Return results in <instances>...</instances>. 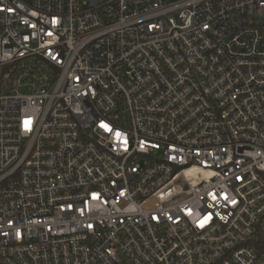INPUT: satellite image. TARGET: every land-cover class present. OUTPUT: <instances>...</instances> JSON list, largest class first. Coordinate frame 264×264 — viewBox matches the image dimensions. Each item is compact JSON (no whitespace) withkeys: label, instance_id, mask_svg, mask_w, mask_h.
Wrapping results in <instances>:
<instances>
[{"label":"built area","instance_id":"obj_1","mask_svg":"<svg viewBox=\"0 0 264 264\" xmlns=\"http://www.w3.org/2000/svg\"><path fill=\"white\" fill-rule=\"evenodd\" d=\"M263 232L264 0H0V264H264Z\"/></svg>","mask_w":264,"mask_h":264},{"label":"trees","instance_id":"obj_2","mask_svg":"<svg viewBox=\"0 0 264 264\" xmlns=\"http://www.w3.org/2000/svg\"><path fill=\"white\" fill-rule=\"evenodd\" d=\"M258 236H259V241L260 242H261V240H264V232L263 233H258ZM259 248H260V246H259Z\"/></svg>","mask_w":264,"mask_h":264},{"label":"rangeland","instance_id":"obj_3","mask_svg":"<svg viewBox=\"0 0 264 264\" xmlns=\"http://www.w3.org/2000/svg\"><path fill=\"white\" fill-rule=\"evenodd\" d=\"M51 81H53V79H51ZM22 91H25L24 88H22Z\"/></svg>","mask_w":264,"mask_h":264},{"label":"snow or ice","instance_id":"obj_4","mask_svg":"<svg viewBox=\"0 0 264 264\" xmlns=\"http://www.w3.org/2000/svg\"><path fill=\"white\" fill-rule=\"evenodd\" d=\"M106 127V126H105Z\"/></svg>","mask_w":264,"mask_h":264}]
</instances>
